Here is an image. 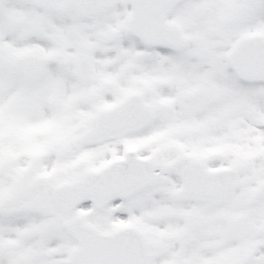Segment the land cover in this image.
I'll return each instance as SVG.
<instances>
[{
	"label": "snow or ice",
	"instance_id": "obj_1",
	"mask_svg": "<svg viewBox=\"0 0 264 264\" xmlns=\"http://www.w3.org/2000/svg\"><path fill=\"white\" fill-rule=\"evenodd\" d=\"M0 264H264V0H0Z\"/></svg>",
	"mask_w": 264,
	"mask_h": 264
}]
</instances>
